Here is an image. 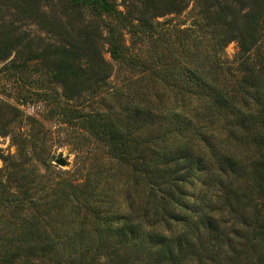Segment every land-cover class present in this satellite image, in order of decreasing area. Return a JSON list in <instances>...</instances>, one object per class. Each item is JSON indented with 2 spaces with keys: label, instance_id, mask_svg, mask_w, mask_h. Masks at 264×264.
<instances>
[{
  "label": "trees",
  "instance_id": "trees-1",
  "mask_svg": "<svg viewBox=\"0 0 264 264\" xmlns=\"http://www.w3.org/2000/svg\"><path fill=\"white\" fill-rule=\"evenodd\" d=\"M65 1L76 11L84 9L99 19L110 58L130 69L141 62L137 53L131 54L124 34L129 35L132 44L147 39L153 49L150 64L158 63L160 55L155 47L167 40L160 33L164 22L159 18L180 14L186 7L185 0ZM20 3L22 11L40 12L43 8L40 0ZM191 10L195 11L193 24L197 30L204 29L202 33H206L209 29L213 52L204 56L192 54L190 64L180 66L176 73L181 74L177 92L182 100L180 120L185 123L176 132L183 140L165 146L136 139L134 126L138 118L149 121L158 114L148 99L129 100V122L120 118L114 121L101 112L84 117L93 138L104 145L108 159L120 168H128L131 180L142 188H135L136 194L129 196L126 212L110 219L97 205L96 194L86 188V182L66 181L68 188L59 189L52 203L64 197L74 202L73 208L83 210L84 219L87 215L91 221L88 244H78L82 256H88L86 261L65 263L63 258L51 255L53 244L46 239H27V252L8 251L0 256V264H140L139 259L143 264H264V0H194ZM85 27L87 47L61 44L43 49L42 53L29 49V57L15 65L16 70L45 56L65 98L101 86L111 74L112 64L104 58L98 44L102 30L91 22ZM91 31L95 37L89 35ZM9 39L0 40V59L9 56ZM233 40L238 44L236 59L221 65L225 61H220L215 51L220 52ZM11 62L16 63L13 58ZM151 71L163 83L173 84V74L161 73L155 67ZM93 74L98 75L95 82L91 81ZM193 99L199 105L190 104ZM70 115L62 113L69 120ZM215 115L228 119L222 123L225 137L211 143L202 132L204 125L192 124L191 116L203 121ZM0 117H6L0 124V134L10 133L8 124L12 121L23 123L19 109L7 102L0 101ZM72 117L82 118L77 114ZM191 138L197 141L192 142ZM12 139L25 141L19 131ZM194 169L197 177L204 175L202 185L206 188L189 203L184 184H190ZM16 171L18 174L7 176L8 182L0 179L2 200L34 202L29 191L32 180L24 183L26 175H20L21 169ZM10 180H15V191L11 190ZM140 192L144 193V200L139 199ZM168 203H172V209L167 208ZM33 219L38 221L37 217ZM144 235L150 247L142 252L139 250ZM111 238L112 244L108 245ZM128 242L138 250L137 256L119 253V246Z\"/></svg>",
  "mask_w": 264,
  "mask_h": 264
},
{
  "label": "rangeland",
  "instance_id": "rangeland-1",
  "mask_svg": "<svg viewBox=\"0 0 264 264\" xmlns=\"http://www.w3.org/2000/svg\"><path fill=\"white\" fill-rule=\"evenodd\" d=\"M193 1L185 0L186 7L180 14L171 13L159 18L164 22L160 33H164L167 40H162L155 47L157 55H160L158 63L150 64L153 49L147 39L132 44L129 35L124 34L128 39L126 44L130 47L131 54L137 53L141 62L137 67L130 69L110 58L103 39L105 31L101 22L98 18L89 16L86 10L76 11L65 0H40L44 8L40 12L22 11L18 6L21 0H0V34L5 35H0V40L10 37L8 43L11 42L9 56L0 59V101L17 107L23 119L21 124L17 121L8 124L10 133L0 134V179L2 182H8L7 176L13 172L18 174L16 170L21 169L20 175H26L24 183L32 180L29 191L34 201L8 202L2 200L4 194L0 193V256L8 251L27 252V239H46L45 241L53 244L50 253L54 257L63 258L65 263L86 261L88 256H82L81 245L78 244H88L91 221L87 215L84 219L83 210L73 208L71 205H74V202L70 203L64 197L53 204V199L59 195V189L68 188L65 186L66 181L81 179L83 183L88 184L87 189L94 190L97 205L104 210L103 213L114 219L116 213L127 211L129 196L136 194L135 188L138 191L142 188V185H135L131 180L128 168H120L114 160L108 159L104 145L93 138L84 117H93L97 112H101L114 121L120 118L129 122V100L148 99L158 114L149 121L144 117L138 118V124L134 126L136 139L165 146H172L183 140L180 133L176 132V129L185 124L180 120L182 100L177 92L181 74L176 73L180 66L190 64L192 54L204 56L206 52H213L209 29L202 33L204 29L199 32L193 24ZM88 22L97 24L102 30V39L98 38V44L104 58L112 64L111 74L102 84L99 82L101 86L95 89L91 87L90 90L83 89L77 97L65 98L61 86L51 74V62L44 61L45 56L38 57L36 61L29 62L28 66L16 70L15 65L29 57V49L42 53L43 49L61 44L87 47L83 29ZM92 33L91 31L89 35L95 37ZM14 37L18 38L13 41ZM237 53L238 44L235 40L229 41L220 52L215 51L220 61H225L221 64L224 66L226 62L234 61ZM11 58L16 63H12ZM152 67L161 73L173 74L170 75V83L173 84L163 83L160 76H152ZM91 78V81L95 82L98 75L93 74ZM190 104L199 105L194 99ZM63 112L71 114V120L65 116L64 118ZM75 114L81 115L82 118L72 117ZM210 118L199 121L191 116V122L194 125H204L202 132L208 135L211 143H215L225 137L222 123L228 117L215 115ZM208 119L212 122L209 123ZM5 120L6 117H0V124ZM18 131L25 138L24 142L13 141L12 135ZM190 141L196 142L197 139L191 138ZM60 158L64 160V165L56 163ZM28 171L32 173L29 174ZM197 173L195 169L191 170L188 180L190 184H184L189 203L195 201L205 187L202 185L204 175L197 177ZM9 183L11 190L15 191V180H10ZM138 195L139 199H145L144 193L140 192ZM21 196L19 194V197ZM167 206L172 209V203ZM33 216L37 217L38 221L33 219ZM35 221L37 223H34ZM35 225L37 228L33 227ZM112 241L113 238L108 245H111ZM146 241L147 237L144 235L139 251L144 252L148 246ZM16 245L21 248H15ZM118 250L121 255L125 252L128 257L138 255V250L129 242L121 244ZM139 262L143 264L141 259Z\"/></svg>",
  "mask_w": 264,
  "mask_h": 264
},
{
  "label": "water",
  "instance_id": "water-1",
  "mask_svg": "<svg viewBox=\"0 0 264 264\" xmlns=\"http://www.w3.org/2000/svg\"><path fill=\"white\" fill-rule=\"evenodd\" d=\"M56 163L58 164V165H64V160L63 159H57L56 160Z\"/></svg>",
  "mask_w": 264,
  "mask_h": 264
}]
</instances>
